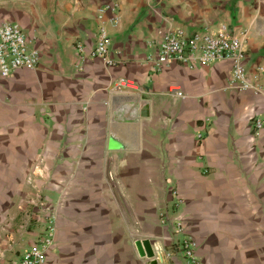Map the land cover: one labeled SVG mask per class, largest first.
<instances>
[{"label": "crops", "instance_id": "obj_1", "mask_svg": "<svg viewBox=\"0 0 264 264\" xmlns=\"http://www.w3.org/2000/svg\"><path fill=\"white\" fill-rule=\"evenodd\" d=\"M4 22L41 62L0 76V264L51 216L45 264H187L160 219L173 190L204 264H264V0H0ZM101 26L115 66L77 51ZM171 27L242 35L262 88L234 83L228 60L158 66L149 43Z\"/></svg>", "mask_w": 264, "mask_h": 264}, {"label": "built area", "instance_id": "obj_2", "mask_svg": "<svg viewBox=\"0 0 264 264\" xmlns=\"http://www.w3.org/2000/svg\"><path fill=\"white\" fill-rule=\"evenodd\" d=\"M118 4L115 2L114 8ZM157 47V54L153 58L158 66L174 61L181 62L190 68L197 64L207 65L216 61L228 60L231 62V80L243 88L261 89L260 85L248 79L245 60L247 50L245 39L242 35L229 33L225 30L218 32H195L187 34L180 28L171 27L159 39L149 43ZM112 38L104 26L99 29L95 45L87 49L84 43H77L79 53L88 55L91 58L102 59L107 65L115 66L118 62L111 56ZM41 62V53L37 48H31L29 40L23 28L13 22H4L0 25V76L7 77L19 69H36ZM125 85L133 88L134 82L122 79L118 87ZM178 96L183 92L174 88ZM257 128L262 127L263 122L257 119ZM172 204L169 209L161 212V223L171 230L173 235L174 253L182 257L187 264H204L197 256V244L183 232V225L180 219L173 215L179 209L182 199L179 193L172 191ZM55 217H48V223L42 232L39 240L27 248L17 264H45L46 255L54 244Z\"/></svg>", "mask_w": 264, "mask_h": 264}, {"label": "water", "instance_id": "obj_3", "mask_svg": "<svg viewBox=\"0 0 264 264\" xmlns=\"http://www.w3.org/2000/svg\"><path fill=\"white\" fill-rule=\"evenodd\" d=\"M147 106H145L144 110L146 111V114L143 115H147ZM145 111H143V113H145ZM137 246L139 248V252L142 256H146V257H154L155 256V252L154 249L150 243L149 240H142L140 242L137 243Z\"/></svg>", "mask_w": 264, "mask_h": 264}]
</instances>
